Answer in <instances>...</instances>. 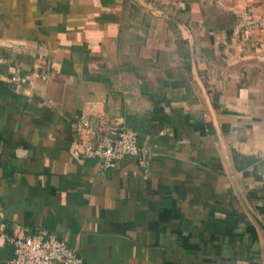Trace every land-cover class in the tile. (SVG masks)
Listing matches in <instances>:
<instances>
[{"label": "crops", "instance_id": "obj_1", "mask_svg": "<svg viewBox=\"0 0 264 264\" xmlns=\"http://www.w3.org/2000/svg\"><path fill=\"white\" fill-rule=\"evenodd\" d=\"M264 42V0H252ZM247 0H0V264L56 234L80 264H264V57ZM121 116L148 161L85 158Z\"/></svg>", "mask_w": 264, "mask_h": 264}, {"label": "built area", "instance_id": "obj_2", "mask_svg": "<svg viewBox=\"0 0 264 264\" xmlns=\"http://www.w3.org/2000/svg\"><path fill=\"white\" fill-rule=\"evenodd\" d=\"M247 9L239 17V29L244 33V46L264 57V42L256 34L262 23L255 17L256 5L247 0ZM79 150L85 158H95L104 170L112 169L121 159L134 157L139 164L148 161L146 148L138 143V134L127 126L121 116H78L74 124ZM12 254L8 264H80L76 251L56 234L41 229L26 235L21 230L10 238Z\"/></svg>", "mask_w": 264, "mask_h": 264}]
</instances>
